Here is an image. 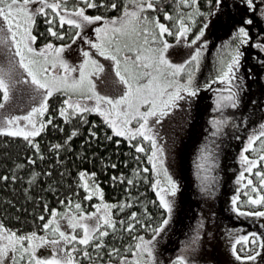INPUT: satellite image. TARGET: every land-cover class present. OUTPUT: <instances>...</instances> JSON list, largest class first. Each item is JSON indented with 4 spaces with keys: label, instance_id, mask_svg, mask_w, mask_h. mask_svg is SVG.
<instances>
[{
    "label": "snow or ice",
    "instance_id": "6c2138e0",
    "mask_svg": "<svg viewBox=\"0 0 264 264\" xmlns=\"http://www.w3.org/2000/svg\"><path fill=\"white\" fill-rule=\"evenodd\" d=\"M219 31L227 38L215 49L214 75L201 84L203 58L212 44L208 37ZM180 47L190 51L175 61ZM0 56V109L18 88L29 89L36 101L25 114L0 119V136L22 138L44 160L36 138L50 126L64 133L57 122L62 121L71 131L49 147L59 160L62 151H73L70 145L80 128L88 126L85 144L90 145L100 139L103 127V139L116 146L114 155L134 161L130 178L123 173L110 177L113 186H126L122 200L107 202L98 173L85 169L77 172V190L57 198L63 210L43 203L31 230L9 227L0 219V264H200L205 244L214 238L211 217L203 213L179 251L165 254L182 210V189L169 170L158 129L182 106L190 114L203 90L214 93L212 145L229 127L254 125L239 152L236 184L243 192L237 188L231 196L230 210L264 219V0H0ZM246 59L256 62L245 67ZM107 75L115 94L99 90L98 82L104 83ZM249 81L258 85L259 101L253 99ZM232 110L248 114L237 120ZM93 115L99 124L89 120ZM121 143L128 152L119 151ZM198 161L199 194L214 199V148L202 146ZM28 164L36 160L29 157ZM123 164L130 167L127 159ZM109 167L118 165H104ZM40 176L30 173L26 200ZM140 185L155 198L132 195ZM55 190L50 186L49 191ZM94 198L99 202L89 210L85 203ZM227 238L234 262L264 264V232L235 230Z\"/></svg>",
    "mask_w": 264,
    "mask_h": 264
},
{
    "label": "trees",
    "instance_id": "16d2710c",
    "mask_svg": "<svg viewBox=\"0 0 264 264\" xmlns=\"http://www.w3.org/2000/svg\"><path fill=\"white\" fill-rule=\"evenodd\" d=\"M38 25L39 31H44L42 22H38ZM254 52L256 54V51ZM255 62V59L246 60L245 67H252ZM249 84L251 85L250 91L255 93L253 99L259 101L258 85L251 84V81H249ZM205 98V113L207 111L208 115L203 112L200 117L201 119H199L198 128L195 131L197 149L194 151L193 158H190V163L191 165L193 163L192 167L194 171L193 173L189 172V176L192 179H190L191 183L187 188L188 192L184 190L183 202L184 204L188 202L190 205H196V202L200 200V182L197 178L196 166L199 162V148L201 149L205 144H209L214 148L215 152V163L217 167L214 169L213 174L218 179V184L220 185V201L216 203H218V206L221 205V213L226 214L227 221L230 222L229 224H232L231 226L240 228L243 233L249 231L261 232L263 228L260 227L262 224L259 223L258 219L240 217L230 210V199L233 194V189L235 191L237 190L234 181L236 180L235 176L241 171L239 164V152L242 149L241 138L247 134L243 133L244 130H247L249 133L251 129H249L250 127L245 129L241 126L239 129L232 128V132L228 133V129H231L230 127L226 129L224 136L216 138V140L218 139L219 145L217 146L216 143L212 145L211 141L213 138L211 137L210 120L214 115H217L212 112L214 93L212 91L208 92ZM248 111H253V107L249 106ZM232 112L237 120L241 118V115L248 114L247 112L241 114V112H236L235 110H232ZM259 114V110H257V115ZM89 120L97 124L100 123V118L95 115L90 116ZM57 122L61 124V127H64V133L56 132L50 126L45 133L36 138V142L41 145L40 155L45 157L44 160H40L39 155L22 138H6L0 136V176L8 175L10 177L7 182L0 179V219H3L9 227L31 230L34 215L42 213L43 203H47L49 208L63 210L62 206L58 204L57 198L63 199L65 196H71L77 190V172L80 170L86 169L89 172L96 171L98 173V182L104 190L105 200L114 203L122 200L125 196L126 186L119 184L113 186L110 183V177L113 175L119 176L123 173L130 178L131 166H134V161H132L131 157L121 155L118 158L114 155L117 151L116 146L107 143L103 139V132L105 131L103 127L99 131L100 139L98 141L92 140L90 145H86L85 140L88 138V126L85 125L80 128L81 135L74 138L73 142H71L70 147L73 151H62L59 160H57L55 153L49 151L50 144L62 142L71 131V126L64 125L59 120ZM109 134L111 133L109 132ZM227 137H229V140L224 144L223 141L227 140ZM216 148L219 149L218 152ZM119 151L121 153L128 152L125 143H121ZM82 153L86 156V159L78 158ZM29 157L36 160L35 165L28 164ZM125 159L128 160L130 165L128 168L123 164ZM111 163H116L118 165L117 169H111L110 167L104 168V165ZM17 165H24V167L18 168ZM33 171L41 173V176L39 181L33 184L28 192L31 198L26 200L25 189L28 188L27 182L30 179V173ZM45 172H51L52 176H44L43 173ZM60 173H65V175L61 177ZM13 174L18 176L19 179L13 181L11 179ZM252 178L255 179V177ZM50 186L56 190L49 191ZM79 192L80 198H82L84 192L82 189H79ZM140 193H145L149 199L155 198L151 189L143 185L139 186V191L133 190L132 195H139ZM98 202L99 200L94 198L90 203L86 202L85 207L91 210V204ZM23 209H27V211L25 212ZM17 217L19 220L16 219ZM179 228L181 229L179 233H181L186 229V226L179 221L177 230Z\"/></svg>",
    "mask_w": 264,
    "mask_h": 264
},
{
    "label": "rangeland",
    "instance_id": "374dc122",
    "mask_svg": "<svg viewBox=\"0 0 264 264\" xmlns=\"http://www.w3.org/2000/svg\"><path fill=\"white\" fill-rule=\"evenodd\" d=\"M208 38L212 40V44L209 46V49L203 58L201 71L199 73L201 84L214 75L215 69L213 66V60L216 55L215 49L221 43L222 39H226L227 36L223 31H219ZM189 51L190 50L188 49L180 47L177 50V53L173 55V59L179 61L180 57H186ZM254 51V49H249V55L251 57H255L256 54ZM68 58L73 59L72 56H69ZM2 62L3 57L0 56V63ZM111 79L112 77L107 75L104 78V83L101 84L98 82L99 90L102 93H116L117 88L111 83ZM210 91L211 90H203L200 93L199 99L190 114L182 106L181 109L175 110L168 117L164 118L162 126L158 129L160 143L163 144L167 155L169 170L181 184L182 192L180 195V201L182 210L179 214V221L186 226V229L179 233L181 231L180 228L177 230V224L179 221L173 223L169 232L170 241L167 244L168 251L165 254L174 255L179 251L180 242L186 238V234L190 229L195 227L199 214L203 213L206 218L211 217V219L208 220V223L210 225L209 230L214 233V238L205 244V250L202 252L200 264H230V261L234 262V257L230 256L227 233L229 231L240 230V228L233 227L231 226L232 224H229L230 222L227 221L226 214H223L220 211L221 205L218 206V203H216L220 201V185L218 184V179L217 192L214 199L202 197L200 195V200L196 202V205H190L188 202H185L186 204H184L183 202L184 190L188 192L187 188L191 183L190 179H192L189 176V172L193 173L194 171L192 167L193 163L192 165L190 163V158H193L194 151L197 149L195 131L198 128L199 119H201L200 117L203 112L205 113V96ZM35 103L36 101L31 99L29 89L18 88L13 94V99L6 104L4 109H0V119L5 116L25 114ZM205 114H207V111ZM231 132L232 128L228 129V133ZM217 140H215V143L218 146L219 142ZM228 140L229 137H227V140L223 141V143L225 144ZM218 150L219 149L216 148L217 152ZM238 175L239 173L236 174L235 178H237ZM234 181L236 188H240L241 192H243V188L236 184V180ZM235 193L236 191L233 190V195ZM255 219H258L260 224H264V219ZM261 232H264V228ZM234 264H239V262H234Z\"/></svg>",
    "mask_w": 264,
    "mask_h": 264
},
{
    "label": "flooded vegetation",
    "instance_id": "af4514ba",
    "mask_svg": "<svg viewBox=\"0 0 264 264\" xmlns=\"http://www.w3.org/2000/svg\"><path fill=\"white\" fill-rule=\"evenodd\" d=\"M210 102H211V101H210ZM249 127H250L249 129H251L252 125H250ZM243 133H244V134H245V133L248 134L247 130H244ZM247 134H245V135L243 136V138H241L242 148H243L244 144L246 143V137H247ZM232 195H233V194H232Z\"/></svg>",
    "mask_w": 264,
    "mask_h": 264
},
{
    "label": "bare ground",
    "instance_id": "6f19581e",
    "mask_svg": "<svg viewBox=\"0 0 264 264\" xmlns=\"http://www.w3.org/2000/svg\"><path fill=\"white\" fill-rule=\"evenodd\" d=\"M235 186V185H234ZM234 190V189H233ZM235 191V190H234Z\"/></svg>",
    "mask_w": 264,
    "mask_h": 264
}]
</instances>
